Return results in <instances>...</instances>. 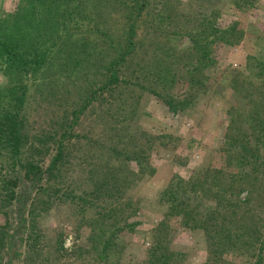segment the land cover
I'll return each mask as SVG.
<instances>
[{"label": "rangeland", "instance_id": "obj_1", "mask_svg": "<svg viewBox=\"0 0 264 264\" xmlns=\"http://www.w3.org/2000/svg\"><path fill=\"white\" fill-rule=\"evenodd\" d=\"M150 3L149 14L137 23L134 37L143 51L132 54L120 76L127 83H120L113 97L94 101L79 114L73 131L76 138L66 142L62 163L44 175L43 189L29 190L28 181L18 183L19 193L29 192L25 198L35 196L34 211L20 214L16 204L0 211L4 233L0 238L5 240L0 264H7L8 258L11 264H149L157 240L173 254L170 264H202L206 260L203 229L191 221L185 224L181 216L172 213L167 190L179 182L189 188L199 177L202 189L206 177L212 175L205 171L235 173L236 166H241L229 157L226 136L233 133L232 117L240 123L237 132L249 136L243 114L255 102H264V0ZM21 6V0H0V26L8 24ZM100 6L93 9V21L80 23V32L50 29L41 48L48 50L55 44L43 69L18 79L16 70L5 69L0 57V95L10 94L9 88L16 87V82L27 86L28 144L37 146L42 137L58 136L62 117L71 118L87 92L103 82L100 58L109 59L113 52L106 49L105 40L97 43L93 35L88 38L84 29L91 30L94 23L100 28L107 25L114 44L126 46L121 9ZM160 8L163 18L156 12ZM201 17L216 19L220 27L231 26L236 32L231 37L213 38L208 44V60H200L192 52L187 35ZM85 39L91 43L86 47L88 58L75 57L80 52L68 59ZM158 56L163 58L162 67L156 65ZM160 74L165 79H156ZM149 89L177 101L190 99V104L172 114ZM248 140L253 145L252 139ZM113 148L133 153L141 166L114 158ZM30 152L34 148L28 145L25 153ZM50 155L43 156V169ZM6 190L4 186L0 199L5 198ZM255 215L258 226L253 230L261 238L264 203L255 207ZM24 223L36 229L29 241L28 230L19 228ZM127 224L135 225L120 232L103 261L100 237ZM235 247L223 248L224 262L219 264H254L257 257H250L249 246L240 251Z\"/></svg>", "mask_w": 264, "mask_h": 264}, {"label": "trees", "instance_id": "obj_2", "mask_svg": "<svg viewBox=\"0 0 264 264\" xmlns=\"http://www.w3.org/2000/svg\"><path fill=\"white\" fill-rule=\"evenodd\" d=\"M150 2L151 0H21V10L15 13L8 24L0 26V57L5 60V69L16 70V77L21 79L22 76L48 65L47 59L52 53L50 49L55 43L48 47V50L41 47L52 27L58 33L61 30L66 32L67 29H76V32H80L79 29L83 28L80 23L93 21V9L101 4V9L104 5L121 9V16L126 22L124 24L126 46L114 44L113 35L107 25H104V29L94 23L91 30L84 29L88 32L87 37L93 35V38L98 40L97 43L105 40L106 49L112 51L113 56L109 59L100 58L101 66L98 70L103 82L97 88L87 92L79 109L72 112L71 118L68 119L66 116L60 118L61 124L56 129L58 136L42 137V144L39 143L37 146L28 144L24 112L27 86L23 82H16V87H10V94L0 95V193L2 188L7 186V190L4 192L5 198L0 199V211L2 208L9 207L10 204H16L20 214L26 210L29 214L34 211L35 196L30 200L29 197L25 198L29 192L19 193L18 183L28 181L29 190L35 187L43 189L44 186L41 183L44 180V175H50L52 170L62 163L67 147L66 142L71 138H76L73 131L79 114L94 101L97 102L100 99L102 101L108 96L113 97L118 85L127 83L120 76L124 75L123 69L129 66L132 54L136 51H143L134 37L137 23L149 14ZM156 12L161 18L164 17L162 8ZM166 16L171 17L170 14ZM100 20L107 24L106 20L104 21L101 17ZM235 33L231 26L222 28L216 19L209 17H201L196 20L194 27L187 31L192 52L198 55L200 60L209 59L208 44L213 42V38L231 37ZM210 38L212 39L210 40ZM82 43L84 45L81 48L78 45L73 49L68 59L80 52L82 53L75 57L83 58L82 60L88 58L87 48L91 43L87 39ZM66 44L68 45L67 41ZM155 51L158 55H162L159 50ZM165 56L168 57L164 55L163 58ZM163 58L158 56L156 65L162 67L160 61L163 62ZM136 61H140V59H136ZM262 63L264 65V61ZM68 66L70 67L71 64L68 63ZM138 67L141 69L140 64ZM98 70H96L97 73ZM165 73L164 71L163 75H166ZM163 75H157L156 79H165ZM165 83L167 82L165 81ZM149 91L156 99L162 101L169 112L175 115L190 104V99L177 101L171 96L162 94L159 90L149 89ZM255 104L243 114L242 121L248 127L249 136H243L242 133L237 132L240 123L238 124L237 119L233 117L230 123L231 133H233L226 136L229 157L241 164V166H236L237 172L225 173L223 170L216 169L205 171V173L211 172L212 175L206 177V183L202 189L200 185L203 183L199 177L191 185L192 187L184 188L179 182L173 184L172 189L167 190L168 203L172 213L181 216L185 224H189L191 221L193 226L202 228L205 233L207 256L202 264L224 262L223 248H234L235 243H238L239 246H236L235 249L239 251L243 249L242 246H249L250 257L253 255L257 257L254 264H263L264 262V236L259 238V233L253 230L258 226L255 207L264 203V102L260 103L259 101ZM235 116L237 117V114ZM248 139H252L253 145L249 144ZM28 145L34 148V152L25 153ZM110 150L111 148H109ZM112 152L114 158L135 161L138 163L137 165L141 166L140 159L131 152L116 151L115 148L112 149ZM46 154L51 155L47 167L43 169L41 162ZM4 166L7 167V172L4 170ZM242 193L245 195L239 199ZM6 201L8 202L5 203ZM134 225L127 224L124 227L115 228L109 236L102 235L100 237L103 261L108 258L120 232L125 228H132ZM19 228L28 230L26 238L28 241L36 233V229L30 227V224L24 223ZM218 230L220 232H217ZM232 232L234 235L231 237ZM0 234H4L3 228L0 229ZM242 235H245L246 238L242 239ZM156 242L150 251L149 264H170L173 254H170L163 246V241L157 240ZM4 243L5 240L1 237L0 263L3 258L1 253Z\"/></svg>", "mask_w": 264, "mask_h": 264}, {"label": "water", "instance_id": "obj_3", "mask_svg": "<svg viewBox=\"0 0 264 264\" xmlns=\"http://www.w3.org/2000/svg\"><path fill=\"white\" fill-rule=\"evenodd\" d=\"M11 262H12L11 258H8V260L6 261L7 264H11Z\"/></svg>", "mask_w": 264, "mask_h": 264}]
</instances>
